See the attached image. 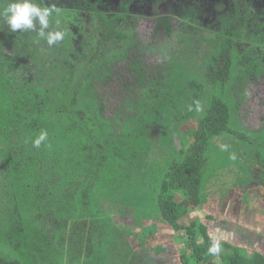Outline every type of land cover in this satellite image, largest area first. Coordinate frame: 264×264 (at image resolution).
Masks as SVG:
<instances>
[{
  "label": "trees",
  "instance_id": "16d2710c",
  "mask_svg": "<svg viewBox=\"0 0 264 264\" xmlns=\"http://www.w3.org/2000/svg\"><path fill=\"white\" fill-rule=\"evenodd\" d=\"M82 1L37 2L55 9L47 31L65 33L51 47L34 31L12 32L0 16V264H57L58 257L70 264L73 255L78 264H155L144 248L158 221L184 231L181 264H264V251L226 242L228 254L215 262L207 226L198 218L180 222L206 203L201 183L211 140L241 129L232 105L242 102L245 71L264 75L261 41L249 45L251 23L264 41L255 2ZM142 7L184 52L194 40L174 32L172 17L207 31V52L198 61L171 51L166 72L150 76L141 61L148 48L134 31ZM236 72L239 100L228 102L218 92ZM189 121L200 128L190 140L180 130ZM41 131L48 140L34 148Z\"/></svg>",
  "mask_w": 264,
  "mask_h": 264
},
{
  "label": "rangeland",
  "instance_id": "374dc122",
  "mask_svg": "<svg viewBox=\"0 0 264 264\" xmlns=\"http://www.w3.org/2000/svg\"><path fill=\"white\" fill-rule=\"evenodd\" d=\"M196 1L203 4L202 1ZM224 1L231 2L230 0H218V2ZM0 2L9 3L10 0H0ZM36 2H47V5L49 4L48 6H50L53 2H69L72 4V2L83 1L36 0ZM179 2H182V0ZM248 2L249 4H253V2H255V10H259L261 16L264 18V0H248ZM142 8L144 9L145 7ZM160 9L163 11V14L168 10L166 6H162ZM183 9H185V7ZM143 14L144 15L135 19L136 27L134 31L137 33L140 43L144 46V48H148L149 50L145 51L141 55V61L144 63L148 71H150V76L153 77V72L155 70H157V72H160L161 70L166 72L169 67L168 58L171 51L177 52L179 57L186 55L188 60L198 59V61L202 55L207 52L206 47L208 46V43L205 42V39L210 37V34L207 33V31H202L200 27L195 26L193 23H191L193 24V26H190L191 28H189L188 25H186V27H182L181 24L184 23V21L179 17H172L170 24L174 32L178 35L190 32L187 36L193 38L192 40H194L192 44L194 49L190 46L188 48V52H184L185 50L180 47L181 45L176 38H166L162 29L156 27V17H154V14L148 13L145 9L143 10ZM187 16L190 18L193 16V13L189 11ZM250 25L251 27H248V29L250 33H254L255 35L253 38L255 44L252 42L249 43V45L255 46L261 41V43H259V50L264 49V41L261 40L263 37H260L263 29H259V31H261L259 32L257 31V26L253 23ZM179 26H181V28ZM155 30H157L156 33ZM243 47L245 49L247 48V45ZM178 48L180 49L176 51L175 49ZM161 74L163 73L161 72ZM244 75H247V80L243 85V89L241 91L239 90L243 95L242 102L240 105H237V103L232 105L230 103L234 110L238 109V124L241 129H236L235 133L237 135L235 137L229 136L225 139L218 137L211 140L206 154L208 161L203 170L204 177L201 183V186L204 189L203 194L208 202L200 207L193 206L189 209L192 214H187L180 220V222L183 226H188L191 224L193 219L198 218L209 228H207V235L209 236V239L212 234H215V236L220 235L221 237H226L227 240L231 237L234 240L231 239L230 243L234 245L241 247L245 246L246 250L252 249L258 252H263L264 247L259 246L258 244H253L254 242L251 238L264 235V187L261 185L264 178V171L263 168H261L264 164V75L252 77L250 74L248 75L247 71H245ZM235 76L237 79L234 78L232 83L228 79L223 85L222 92H218V94L221 93V98L228 102H231L233 99L235 102L239 100L235 94V92L240 94L237 90L238 87L236 86L239 73L236 72ZM233 86L236 90L232 89ZM207 92L210 93V90L207 89ZM112 98V100L108 101V104L113 107L114 104H116L117 96H112ZM111 113L112 111L109 110L106 114L111 115ZM180 130L187 136L185 139L190 140L188 133L191 130L200 131V128H197L194 121H189L180 126ZM158 156L165 157V155L160 153ZM257 161L261 164H257ZM251 168L254 169L252 176H250ZM250 193H253V197H249L251 196ZM174 198L176 202L180 203L179 201L182 199V194L180 192H175ZM225 199H228V201H226V206H224L227 208L226 212L224 213L223 211L218 213L217 208L223 207L221 203L224 202ZM215 211L220 216V219L225 222L224 226L215 225L212 222L214 219L213 215L210 213ZM198 213H200L201 216H199ZM209 215L212 216L213 220L207 219ZM155 224L157 227L158 225L160 226L164 223L163 221H158ZM231 231L233 234L230 236L228 233ZM178 233L176 234L170 230L169 232L168 230H162L159 237L155 236V234H157L156 232L154 234L155 237L146 241V248L147 246H151L149 244H155V247L153 248L155 249L157 255L156 260H158L159 263L181 264L180 253L185 250V238L183 237L184 231H180ZM198 240L201 239L198 238ZM212 242L213 240H210L211 244ZM135 243L136 242L134 240L131 241V246L136 245ZM217 243H220V241L216 240V244ZM252 245L254 246L252 247ZM163 248L165 251H161ZM219 252V255L224 257L228 254L226 250H223L222 246L216 253ZM212 255H214V253H212ZM72 257L73 260L70 261V264H78L75 255ZM77 257H79V255ZM185 258L189 259L187 254ZM57 259V264H60V257ZM89 259L90 258H87L85 261ZM161 259H164V261H160ZM214 261L220 263L221 259L219 260V258H217ZM79 264H83V262H80Z\"/></svg>",
  "mask_w": 264,
  "mask_h": 264
},
{
  "label": "clouds",
  "instance_id": "9594fccd",
  "mask_svg": "<svg viewBox=\"0 0 264 264\" xmlns=\"http://www.w3.org/2000/svg\"><path fill=\"white\" fill-rule=\"evenodd\" d=\"M54 11L55 9L52 7L40 6L36 0H10L7 7L0 12V16L3 17L12 32L34 31L41 39L46 40L47 45L51 47L61 42L65 36V33L61 30L47 31L49 29V17ZM47 140V131H41L32 141V146L40 148ZM210 251L218 252L219 249L214 247Z\"/></svg>",
  "mask_w": 264,
  "mask_h": 264
},
{
  "label": "crops",
  "instance_id": "0c3cea01",
  "mask_svg": "<svg viewBox=\"0 0 264 264\" xmlns=\"http://www.w3.org/2000/svg\"><path fill=\"white\" fill-rule=\"evenodd\" d=\"M250 176H252V172H251V175ZM251 178V177H250ZM219 199H220V197H219ZM226 201H228V199H225L224 200V202H222L221 204L223 205V207L222 208H220V207H218L217 209V211H218V213H221V212H223L224 211V213L226 212V209L227 208H225L224 206H226ZM206 202H208V200L206 199ZM230 202V201H229ZM232 202V201H231ZM249 206V205H248ZM229 210V209H228ZM247 210V209H246ZM248 211V210H247ZM218 213L215 211V212H213V213H210V214H212L213 215V219H212V216H210L209 215V217L207 218V219H212L213 221V223L215 224V225H220V226H224L225 225V222L224 221H222L221 219H220V216L218 215ZM192 213L189 211V215H191ZM198 215L199 216H201L200 215V213H198ZM200 220V219H199ZM201 221V220H200ZM202 222V221H201ZM203 223V222H202ZM204 224V223H203ZM205 226H207L206 224H204ZM160 228V229H159ZM208 228V227H207ZM209 229V228H208ZM158 231H156L157 232V234H155V236L156 237H159L160 236V232L162 231V230H168V232H169V230L170 231H172V232H174L170 227H168V226H166V225H164V224H162V225H158V229H157ZM155 232V233H156ZM216 232H218V231H216ZM235 232V231H234ZM209 233V232H208ZM231 234H233L232 233V231L230 232V233H228V235H230L231 236ZM209 235H210V233H209ZM216 235H218V234H216ZM155 236H153V237H155ZM262 237L263 238H260L259 236H255V237H252L251 239H253V244H258L259 246H261V245H263L264 244V235H262ZM201 239V238H200ZM221 239V240H220ZM231 237L229 238V240H227L226 239V237H221L220 235L219 236H215V234H212V236H211V238H210V240L212 241L213 240V242H212V244L210 243V249L211 248H213V247H215L216 246V248H218V249H221V246H222V244L223 243H228V244H230V245H234V244H232V243H230V241H231ZM216 240H219L220 241V243H217L216 244ZM232 240H234V239H232ZM202 241V239L201 240H198V242H201ZM251 241V240H250ZM146 244V243H145ZM137 245V244H136ZM149 245H151L150 247H148L147 246V248L145 247L144 249H146L147 250V253L150 251V252H152L153 254H154V259H153V261L155 262V264H163V263H159L158 262V260H156V257H157V255H156V252H155V249L153 248V247H155V244H149ZM185 245V244H184ZM234 246H236L237 247V245H234ZM254 245H252V247H253ZM238 247H240V248H244L245 249V246L244 247H241V246H238ZM247 247V246H246ZM248 248V247H247ZM181 250V249H180ZM161 251H165V249L163 248ZM149 252V253H150ZM212 253H214V256H215V260L217 259V258H219V260H220V258H221V256L219 255L220 254V252L219 253H216V252H212ZM160 261H164V259H161Z\"/></svg>",
  "mask_w": 264,
  "mask_h": 264
}]
</instances>
